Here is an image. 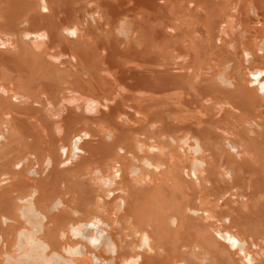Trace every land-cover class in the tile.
I'll return each mask as SVG.
<instances>
[{"label":"bare ground","instance_id":"6f19581e","mask_svg":"<svg viewBox=\"0 0 264 264\" xmlns=\"http://www.w3.org/2000/svg\"><path fill=\"white\" fill-rule=\"evenodd\" d=\"M0 264H264V0H0Z\"/></svg>","mask_w":264,"mask_h":264}]
</instances>
